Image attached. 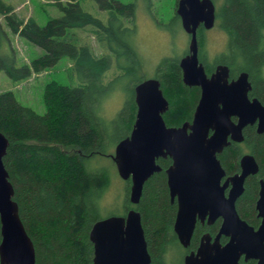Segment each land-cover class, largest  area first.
<instances>
[{
	"label": "trees",
	"instance_id": "16d2710c",
	"mask_svg": "<svg viewBox=\"0 0 264 264\" xmlns=\"http://www.w3.org/2000/svg\"><path fill=\"white\" fill-rule=\"evenodd\" d=\"M49 1L61 15L40 26L32 18L18 17L11 5L0 0V16L8 30L44 51L21 67L0 58V72L20 82L68 58L73 63L70 72L76 74L79 82L76 86L48 82L42 94L41 115L21 105L12 92L0 93V132L9 142L3 164L14 189L20 220L34 246L35 264H92L89 232L101 220L100 201L113 180L108 166L98 168L94 163L99 158L112 159L111 144L116 146L129 136L136 114L133 90L144 80L141 58L133 44L136 4L95 0L99 9L108 14L107 23H103L83 11L78 0ZM216 19L217 26L227 35V51L208 63L203 56L204 29L198 30L199 60L206 74L217 64L228 66L230 77L248 74L250 96L264 105V0H221ZM175 24L180 25H172ZM86 27L93 29L99 44L106 46L112 57H96L88 45L62 40L68 30ZM112 60L120 72L105 85L102 76ZM123 78L128 81L123 107L113 120L106 121L101 116V104ZM153 78L159 81L168 102L163 114L166 126L180 127L190 122L199 89L183 84L179 59L163 58ZM243 135L244 142L224 149L218 160L229 175L239 171L238 164L245 153L257 162L258 174L246 179L244 192L235 204L239 217L256 229L260 223L255 210L258 182L264 181V133L258 135L253 127H246ZM156 163L162 170L146 181L139 204H130V184L124 182V214L111 216L137 210L150 264H171L168 255L173 248L181 251L183 264L184 254L197 249L203 234L214 236L220 221L209 227L197 223L185 251L173 232L177 207L170 203L164 172L170 159H158ZM225 240L222 238L221 242ZM239 264L255 262L240 260Z\"/></svg>",
	"mask_w": 264,
	"mask_h": 264
},
{
	"label": "water",
	"instance_id": "95a60500",
	"mask_svg": "<svg viewBox=\"0 0 264 264\" xmlns=\"http://www.w3.org/2000/svg\"><path fill=\"white\" fill-rule=\"evenodd\" d=\"M176 15L188 36L187 53L179 59L182 82L197 87L200 98L191 122L167 127L163 114L168 110L160 83L144 79L134 87L136 114L128 137L119 141L111 155L119 178L129 182V202L137 206L146 181L161 172L158 159L171 160L165 169L170 202L176 201L173 232L179 245L187 249L197 222L212 225L221 218L217 234L200 238L195 252L183 264H239L254 261L264 264V182L256 201L259 226L255 229L242 220L235 208L244 191V181L256 175L258 164L251 155L240 160V173L225 177L217 155L231 141H243L242 131L257 124L264 132V107L249 100L250 83L246 73L229 81V69L218 65L207 76L199 61L197 29L214 26L215 6L211 0H178ZM236 117L237 122L231 118ZM9 142L0 132V264H35V250L13 200L14 189L3 159ZM232 185L225 196L224 191ZM227 239L221 244V238ZM93 246L92 264H150V255L141 224V215L131 209L123 216H108L95 222L89 232Z\"/></svg>",
	"mask_w": 264,
	"mask_h": 264
},
{
	"label": "rangeland",
	"instance_id": "374dc122",
	"mask_svg": "<svg viewBox=\"0 0 264 264\" xmlns=\"http://www.w3.org/2000/svg\"><path fill=\"white\" fill-rule=\"evenodd\" d=\"M14 8L18 17L26 20L32 18L42 26L50 19L61 15L58 9L49 0H3ZM122 3H133V0H118ZM83 11L107 23L108 14L99 9L95 0H78ZM221 0H216V8ZM135 10V35L133 44L141 58L142 77L150 79L154 77L155 69L163 58L180 59L187 50L188 36L180 25H169L170 17L176 5V0H136ZM156 20V21H155ZM157 22V23H156ZM127 26L131 24L125 22ZM205 39L203 56L208 63L226 53L227 35L217 26L203 32ZM62 40L71 42L77 46L88 45L96 57L109 55L111 52L106 46H101L97 41L95 32L91 27L83 29H70ZM44 54V51L30 44L18 35L12 34L0 16V58L7 63L11 62L16 67L29 64ZM73 63L68 58H62L55 66L39 74H33L24 81L15 82L0 72V93L12 92L16 100L38 114L44 113L42 94L45 85L50 81H56L63 85L76 86L78 78L74 72H70ZM119 69L112 60L110 67L102 76L103 84L111 83L119 75ZM264 75V67H263ZM128 81L121 79L114 89L108 94L101 104V116L106 121H111L123 107ZM113 136L114 133H112ZM111 144L109 152L113 154L115 146ZM110 158H99L94 165L96 167L108 166L112 173V184L107 194L100 201L101 219L111 215L124 214L123 195L125 183L117 175L115 164ZM171 264H182L181 251L173 248L168 255Z\"/></svg>",
	"mask_w": 264,
	"mask_h": 264
},
{
	"label": "flooded vegetation",
	"instance_id": "af4514ba",
	"mask_svg": "<svg viewBox=\"0 0 264 264\" xmlns=\"http://www.w3.org/2000/svg\"><path fill=\"white\" fill-rule=\"evenodd\" d=\"M149 0H146V2H148ZM212 2H213V4H214V6H215V21H214V26L215 25H217V19H216V0H211ZM136 2V0H133V3H135ZM177 3H178V0H176V5H175V8H174V10H173V15L170 17V19H169V21H168V23L166 24L167 26H169V25H172L173 23H177V22H179V24H180V26H181V21H180V18L176 15V9H177ZM156 21V20H155ZM157 23V22H156ZM214 26L212 27V28H214ZM200 28H202V29H204L203 28V25L202 24H200L199 25V27H198V29H197V32H198V30L200 29ZM211 28V29H212ZM211 29H209V30H211ZM204 31H206L205 29H204ZM186 53H187V50H186ZM185 53V54H186ZM199 53H200V51H199V49H198V55H199ZM184 54V55H185ZM183 55V56H184ZM200 61V60H199ZM203 64V63H202ZM218 65H223V64H217L215 67H214V69L209 73V74H207V76H210L213 72H214V70H215V68L218 66ZM226 66V65H225ZM228 67V66H227ZM228 69H229V67H228ZM241 73H238V75H236L235 77H230V69H229V78H228V80L229 81H232V80H236L237 78H238V76L240 75ZM247 76H248V74H247ZM248 82L250 83V90L248 91V93H247V97H248V99L251 101V100H253V99H257L256 97H253L252 95L250 96V94H251V91H252V85H251V82L249 81V77H248ZM199 89V88H198ZM199 98H200V90H199ZM199 100V99H198ZM258 100V99H257ZM259 101V100H258ZM260 102V101H259ZM198 103V102H197ZM261 103V102H260ZM261 105L264 107V105L261 103ZM197 106V105H196ZM196 108V107H195ZM195 110V109H194ZM194 113V112H193ZM193 117V116H192ZM192 120V119H191ZM231 121L232 122H237V118L236 117H232L231 118ZM191 122V121H190ZM184 124V123H183ZM246 127H253L254 129H255V133L256 134H258V135H260V134H263V133H257V131H256V129H257V124H254V125H248V126H246ZM245 127V128H246ZM244 128V129H245ZM244 129H243V131H244ZM243 131H242V135H243ZM244 142V135H243V141H241V142H233V141H231L230 142V144L227 146V147H230L231 145H238V144H242ZM226 147V148H227ZM226 148H224V149H226ZM224 149H223V151H224ZM222 151V152H223ZM222 152L220 153V154H218L217 155V159H218V156L219 155H221L222 154ZM245 155H250L249 153H245L243 156H245ZM242 156V157H243ZM252 156V155H251ZM241 157V158H242ZM253 157V156H252ZM254 158V157H253ZM241 160V159H240ZM255 160V159H254ZM257 163V162H256ZM170 165H171V160H170ZM221 165V164H220ZM239 171L237 172V173H234V174H231V175H229V174H227L225 171V177L221 180V182H220V184L221 185H223L224 183H225V181H226V179L228 178V177H231V176H234L235 174H239L240 173V161H239ZM222 167V166H221ZM259 167V166H258ZM223 169V168H222ZM224 170V169H223ZM259 172V171H258ZM258 174V173H257ZM256 174V175H257ZM253 176H255V175H253ZM248 177H251V176H248ZM247 177V178H248ZM246 178V179H247ZM246 179H245V181H246ZM261 180V179H260ZM259 180V181H260ZM245 181H244V184H245ZM264 182V181H263ZM259 183V182H258ZM231 187H232V185L229 183V185L227 186V188L225 189V191H224V194H225V196H227L228 195V193H229V191H230V189H231ZM243 188H244V186H243ZM259 189H260V185H259ZM259 189H258V193H259ZM244 192V191H243ZM243 194V193H242ZM240 198V197H239ZM238 198V199H239ZM237 199V200H238ZM257 199H258V195H257ZM257 201V200H256ZM171 203V202H170ZM174 203H176V201H174L173 203H171V204H174ZM236 204V203H235ZM177 207V206H176ZM255 207H256V204H255ZM235 208H236V206H235ZM177 210V209H176ZM255 210H256V208H255ZM256 217H257V212H256ZM220 221V224H219V228H220V225H221V218H218L216 221ZM260 220V219H259ZM215 221V222H216ZM214 222V223H215ZM197 223H199V222H197ZM213 223V224H214ZM212 224V225H213ZM260 224V223H259ZM206 225V223H204L202 226H205ZM212 225H210V226H212ZM206 226H208V225H206ZM259 226V225H258ZM209 227V226H208ZM219 228H218V230H219ZM218 230H217V232H218ZM217 232H216V234H217ZM206 234V233H205ZM209 234V233H208ZM215 234V235H216ZM204 235V234H203ZM202 235V236H203ZM210 235V234H209ZM214 235V236H215ZM211 236V235H210ZM214 236H212V237H214ZM223 238V237H222ZM221 238V239H222ZM225 239V238H224ZM178 241V240H177ZM220 242H221V240H220ZM227 242V239L225 240V242L224 243H222L221 242V244H225ZM147 244V243H146ZM147 250H148V246H147ZM185 251H186V249H184ZM196 251V249L195 250H193V251H188V252H186L185 254H184V256H183V260H184V257L186 256V255H188V254H190L191 252H195ZM149 253V252H148ZM150 255V254H149ZM93 260V259H92ZM150 260H151V257H150ZM241 260H243V259H241ZM151 262V261H150Z\"/></svg>",
	"mask_w": 264,
	"mask_h": 264
}]
</instances>
